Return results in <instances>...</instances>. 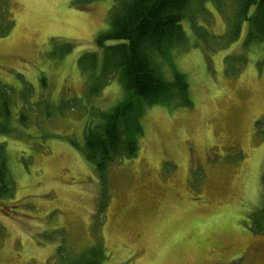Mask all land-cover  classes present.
I'll return each mask as SVG.
<instances>
[{
    "label": "rangeland",
    "instance_id": "374dc122",
    "mask_svg": "<svg viewBox=\"0 0 264 264\" xmlns=\"http://www.w3.org/2000/svg\"><path fill=\"white\" fill-rule=\"evenodd\" d=\"M126 1L0 0V264H264V43L238 0H197L154 56L191 104L146 105L136 157L87 160L86 129L127 97L93 61Z\"/></svg>",
    "mask_w": 264,
    "mask_h": 264
},
{
    "label": "trees",
    "instance_id": "16d2710c",
    "mask_svg": "<svg viewBox=\"0 0 264 264\" xmlns=\"http://www.w3.org/2000/svg\"><path fill=\"white\" fill-rule=\"evenodd\" d=\"M83 1L86 4L93 0ZM196 1L128 0L112 12L111 29L97 38L96 45L103 50L104 60L99 63L97 53L93 55L94 70L99 68L103 74L110 71L109 75L120 72L127 91L126 99L104 114L97 127L86 129V157L99 172L121 157L130 159L138 155L139 137L143 135L140 116L146 105L191 104L184 76L176 73L173 82L167 81L154 56L169 61L171 48L185 42L183 21ZM238 5L240 17L249 21L250 40L264 43V0H238ZM112 42L118 43L108 45ZM2 90L0 86V95ZM4 154L0 144V197L12 190Z\"/></svg>",
    "mask_w": 264,
    "mask_h": 264
}]
</instances>
